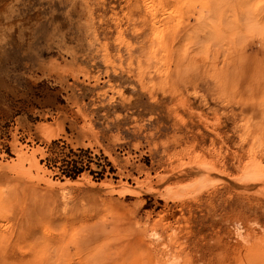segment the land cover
<instances>
[{"label":"rangeland","instance_id":"obj_1","mask_svg":"<svg viewBox=\"0 0 264 264\" xmlns=\"http://www.w3.org/2000/svg\"><path fill=\"white\" fill-rule=\"evenodd\" d=\"M0 264H264V0H0Z\"/></svg>","mask_w":264,"mask_h":264}]
</instances>
